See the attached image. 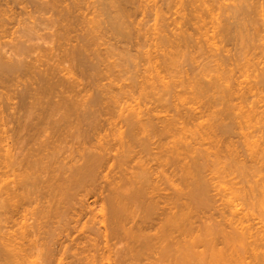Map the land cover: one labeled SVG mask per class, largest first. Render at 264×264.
I'll use <instances>...</instances> for the list:
<instances>
[{
    "label": "bare ground",
    "instance_id": "bare-ground-1",
    "mask_svg": "<svg viewBox=\"0 0 264 264\" xmlns=\"http://www.w3.org/2000/svg\"><path fill=\"white\" fill-rule=\"evenodd\" d=\"M219 1L164 0L163 9L161 6L158 8L156 2L149 5L147 0H0V40H12L10 43L7 41L10 47L6 52L9 55L0 54V255L3 258L0 261L3 264H33L39 258L44 261L42 264L57 261L55 264H67L69 260L64 262L63 257L68 255L74 261L68 264H127L128 259L122 258V263L118 259L125 255L129 260L130 256L134 257L130 263L139 261L142 264L146 260L148 262L143 264H189L186 259L189 254L186 224H189L187 219L194 216L192 211L195 209L189 213L191 206L188 200H209V194L216 188L212 184L215 178H211L209 173H213L221 161L230 159L239 163L240 166L232 163L234 166L231 167L227 166L231 163L227 161L225 166L235 170L236 178L239 172L237 170L236 173L237 166L244 176L251 173L250 178L256 173L254 163L260 164L262 160L259 163L256 161L263 155H259L260 158L253 156L260 154L256 136L252 148L256 144L259 148L257 152L250 153L251 157L248 155L253 165L247 166L246 162L240 160L242 154L237 158L236 151L231 149L237 144L229 139L235 134L231 133L232 129L236 127L235 132L238 126L243 125V119L244 124L247 121L251 125L252 120L256 121L257 114L258 117L262 114L254 107L249 108L247 101L249 95L256 96L253 93L256 90L259 92V102H263L264 69L259 74L249 75L244 70L242 60L248 58V53L251 52V56L254 53L255 56L257 49H264V33L256 27V24L259 26L262 23L264 0H232L234 3L231 2L228 7L227 0ZM221 2L226 3L225 6L221 4L222 8ZM29 4L31 9L32 6L35 8V11L32 9L33 14L31 10L28 12ZM217 4L220 6L218 10L230 7L232 11L226 9L230 11L227 16L224 9L221 18L217 8L218 13H215ZM148 5L152 6L153 14H150L155 15V24L150 28L143 20H138L140 14H147ZM22 10L29 13L25 19L31 17L33 20L32 15L36 12L39 18L44 14V18L41 17L47 21L46 15L50 14L48 17H53L50 19L51 24H57L52 35L55 44L49 53L45 52L47 55L37 54V47L32 46L33 42L30 43L33 37L27 31L30 25L26 24V28L23 23L31 19H22ZM160 20L161 25L158 24ZM13 28H16L15 31ZM262 28L263 31L264 23ZM224 41L229 42L227 47L234 43L237 45L236 48L234 45L237 58L232 55L235 61L231 55L232 59L226 58L229 49L224 47V52ZM7 42L5 40L3 44L6 46ZM144 48H148L150 51L147 50V53H153V56L145 53L146 58L152 57L146 63L151 65L140 69L135 58L144 54ZM196 50L200 57H191ZM222 51L226 54L223 55ZM133 52L138 54L137 57L134 53L131 58ZM121 53L125 56H120ZM115 56L122 63L110 62L111 57ZM199 58L202 60L200 63ZM188 60L194 66L186 69L190 64L184 62ZM134 63L138 68H135ZM182 63L185 65L184 71L180 70ZM132 68L139 70L134 73ZM143 69L146 70L140 71ZM236 73L240 75L238 78L245 77L244 80H237ZM126 75L137 87L131 88V91L148 93L144 95L150 96L147 102L152 105L148 103L142 110L139 108L140 103L134 100L136 105L119 109V124L117 120L109 122L103 117L104 110H110L115 101V96L110 92H113L116 82ZM10 94L16 95L18 101L10 103L14 97ZM212 94L220 98L213 102ZM181 96L185 97L182 99ZM206 97L210 98L207 100L211 103L205 102ZM201 101L203 104H200ZM207 102L214 103V106ZM216 102L224 103V110L227 108L228 113H223V107L218 108L221 112L218 111ZM169 108L174 112L171 118L168 117ZM203 108L212 113L206 114ZM115 109L117 107L114 104V113ZM225 114L227 118L230 116L229 121L236 116L237 120L242 118L238 123L236 119L232 120L239 125L232 126V122L229 125ZM14 115H18L13 122L15 128L10 124L16 140L11 137L10 144L9 136L6 137V131L1 129L9 124L7 117ZM202 119L207 122L203 123L200 121ZM122 120L127 130L118 127ZM105 125H109V132L104 128ZM242 125L239 127L241 133L236 134L247 139L249 136L243 135ZM102 131H106L105 134ZM262 132L264 136V130ZM110 133L115 141L114 146L111 143L113 140L109 139ZM223 137L225 140L228 138L229 142ZM117 143L123 149L122 152L115 148ZM204 143L209 147H205ZM263 143L261 149H264ZM115 150L118 154H113ZM196 150L201 151L200 154ZM250 150L254 151L249 149L247 154ZM189 156L191 160L193 158L192 163ZM209 159L213 166L211 164L208 167ZM249 160L248 163L252 162ZM261 164L255 167H262L263 170L264 164ZM221 167L219 169L222 172ZM216 171L218 176L220 172ZM223 171L228 172L226 168ZM261 173L263 171L260 174L258 172L255 178L261 175L262 179L264 175ZM231 174L235 176L233 172ZM251 179V183L248 181L251 184H248L251 186L248 192L255 191L257 184L256 196L259 192L264 198V182ZM191 186L194 188L191 189ZM251 193L249 197L254 192ZM89 195L96 197L95 205L98 202L102 205L96 208L97 211H93L94 207L90 209L91 214L88 216ZM252 198L255 205L256 201L258 203L261 200V197L259 201ZM200 201H197L198 204H201ZM263 203L264 199L260 206ZM76 204L81 207L76 208ZM202 204L197 206L198 209H202ZM85 207L88 213L83 211ZM79 226L83 228L79 229ZM86 227L89 236L83 233L82 238H70L71 233L73 235L76 230L85 232ZM248 230L244 231L246 234L236 230L234 235L238 237L237 234L241 233L240 238L252 237ZM257 238L258 241L255 239L253 245V248L259 247L255 248L256 252L263 241V238L259 239L261 235ZM66 242L67 245L64 244ZM235 243L236 247L242 246L237 240ZM63 254L66 255L62 257ZM256 255L258 257V252ZM34 256L38 260L33 261ZM112 256H117L114 257V263ZM239 259L240 263H244ZM41 260L36 263H41Z\"/></svg>",
    "mask_w": 264,
    "mask_h": 264
},
{
    "label": "rangeland",
    "instance_id": "rangeland-1",
    "mask_svg": "<svg viewBox=\"0 0 264 264\" xmlns=\"http://www.w3.org/2000/svg\"><path fill=\"white\" fill-rule=\"evenodd\" d=\"M148 2H146V3H149V5H154L155 4V2L158 4V8L161 6L163 9L165 8V6L162 4V2L164 1H162V0H147ZM220 1H224V0H220ZM219 1V2H220ZM225 2H226V0H225ZM230 4H229V3ZM231 2H233L234 3V1H232V0H227V2L226 3H228V4H226V6L228 7V5H231ZM262 2H264V1H262ZM232 3V4H233ZM220 4V6H221V8L223 7L222 5H224L225 6V4H224V2H223V4H222V2L221 3H219ZM222 4V5H221ZM145 5V4H144ZM148 5V8H147V10H148V12H146L147 14H140L139 16H138V20H143V22H145L144 24H147V27H149L150 28V26L152 25H154L155 24V18H154V16L152 15L153 13L151 12V7L152 6H149ZM218 4L216 5V7H215V13H216V8H217V10L219 9L218 8ZM219 6V7H220ZM25 7H27V6H25ZM24 7V10H27V8H25ZM31 6H30V4H29V8H30ZM226 7V9L228 10L229 8H227ZM21 8V7H20ZM28 8V12H29V10H31L32 11V9H34V11H35V8H33V6H32V9L30 8L29 9ZM162 9V10H163ZM225 9V8H224ZM224 9H220V10H218L219 11V14H218V16L220 15H222V13L221 12H224L225 13V10ZM17 10V9H16ZM19 11H20V9H18ZM24 10H22V12L21 13H23L24 12ZM149 10H150V12H149ZM226 10V11H227ZM230 11H232V8H230L229 9ZM30 11V12H31ZM165 11V10H164ZM163 11V12H164ZM218 11H217V13H218ZM230 11H227V16L229 15V12ZM16 12H18V11H16ZM264 12V11H263ZM38 13V12H37ZM149 13V14H148ZM150 13H152V14H150ZM161 13H162V11H161ZM160 13V14H161ZM165 13V12H164ZM189 13V12H188ZM216 13V14H217ZM221 13V14H220ZM223 13V14H224ZM19 14V13H18ZM27 13H25L24 12V17H21L22 19L24 18V20H28V19H31L32 20V18L30 17L31 16V14L29 15V17L30 18H26L25 19V15H26ZM29 14V13H28ZM28 14H27V16H28ZM32 14H33V11H32ZM34 14L35 15H32V16H34V18H33V22L31 21V20H29V21H26V23L24 24L23 23V27H28L29 25V28H27V31L29 32V34H30V36L32 37V39H31V42L30 43H32V46H35V47H37V49H36V53L37 54H44V55H47L46 53H49L50 51H49V49L50 50H52V48H53V46H54V44H55V41H54V37H52V35L54 34V31H56V26H57V24H54V23H52L51 24V20L50 19H52L51 17L49 18L48 16L50 15H46V17L47 18H49V19H47L46 17V20L47 21H45L43 18H44V14H42L41 16L43 17H41L40 16V18H39V15H38V17H37V14H36V12H34ZM39 14V13H38ZM41 14V13H40ZM231 14V13H230ZM261 14H263V13H261ZM150 15L152 16V17H150ZM163 16H165V14H163ZM166 16H168V12H167V14H166ZM224 16V15H223ZM226 15H225V17L224 18H226L227 17ZM221 18H223L222 16H221ZM261 20H262V25L260 24L259 26L256 24V27H259V28H261L260 30H261V33H264V30L262 31V27H263V20H264V14H263V16H261ZM20 19V18H19ZM49 20V21H48ZM208 20H209V18H208ZM261 20H259L258 21V23H260V21ZM34 24V26H35V28H34V26H33V28L35 29H33V28H31L32 27V23ZM24 22V21H23ZM54 22V21H53ZM32 25H31V24ZM26 24L28 25V26H26ZM50 24V25H49ZM158 24H160L161 25V20L159 21V23ZM54 27H53V26ZM144 26H146V25H144ZM151 26V27H152ZM17 27H19V26H17ZM16 27V28H17ZM142 27V26H141ZM147 27H145V28H147ZM15 28V29H16ZM22 28V27H21ZM148 28V29H149ZM14 29V28H13ZM15 29H14V31H15ZM24 28H22V30H23ZM29 29V30H28ZM31 29H32V32H31ZM143 29V28H142ZM258 29V28H257ZM259 30V29H258ZM145 31V30H144ZM146 31H148V30H146ZM22 32V31H21ZM148 32H150V31H148ZM143 33V32H142ZM28 34V33H27ZM36 36H35V35ZM16 35H19V34H16ZM259 35H260V31H259ZM264 35V34H263ZM29 36V37H30ZM14 37H15V35H14ZM35 37V38H34ZM34 39H35V41H34ZM5 40H6V42L8 41H12V40H10V38L8 39V38H5ZM5 40H0L1 42L2 41H4L5 42ZM4 42H2L1 44H3ZM7 42V43H8ZM10 43V42H9ZM9 43L5 46V44H3L4 46H3V50H1V53L0 54H8L9 55V53L8 52H6V51H8L9 50V47L10 46H8L9 45ZM224 43H225V46H224ZM224 43H222V45H223V50L226 48V50L227 49H231L230 51L229 50H227V54L225 55L224 54V52H225V50H224V52H223V55H225V56H227L226 58H228L229 57V59H232L231 57H233L232 55H237V52L234 50L236 47H237V45H235V43L232 45V44H230V46L228 45V47H227V44H229V42L227 41H224ZM231 43H233V42H231ZM1 44H0V46H1ZM34 44V45H33ZM234 45H235V48H234ZM225 47V48H224ZM231 47H233V49L231 48ZM149 49H150V47H148ZM148 48H144V54H143V52H142V54L143 55H141V57H139L140 55H138V58H135V60H136V64H140V65H138L139 66V68L141 69V68H149L150 67V63L147 65L146 63L147 62H149L150 60L149 59H151L152 57H147L146 58V56H144L145 55V53H147V50H149ZM146 50V51H145ZM151 50V49H150ZM149 50V51H150ZM233 50H234V52H233ZM47 51V52H46ZM49 51V52H48ZM143 51V50H142ZM237 51H238V49H237ZM10 52V51H9ZM46 52V53H45ZM152 52H154V49H153V51ZM196 52H197V50H196ZM195 52V54H194V52H193V56H191V57H193L194 58V56H197V57H200L199 55H200V53H196ZM228 52H229V54H228ZM235 52H236V54H235ZM254 52V51H253ZM262 52V53H261ZM264 49L263 50H256V52L255 53H257V55L255 54V56H254V53H252V55L253 56H251V52L250 53H248L246 56L248 57V58H245V59H243L242 61L244 62V61H246L245 63H243L242 62V64H245V65H243L244 66V70H247V73L249 74V75H254V74H259L261 71H262V69H264ZM134 53H135V55H136V52H133V54H132V57L131 58H133V55H134ZM233 53V54H232ZM122 54H123V56H125V54L124 53H121L120 54V56H122ZM148 54V53H147ZM137 55L135 56V57H137ZM148 55H152L153 56V53L151 54H148ZM229 55V56H228ZM230 55H231V57H230ZM250 55V56H249ZM143 56V57H142ZM238 56V55H237ZM237 56H236V58H237ZM118 57V56H117ZM116 56L115 57H111V59H110V62H112V63H118V62H120V63H122L121 62V60H119L118 58H117ZM195 58V59H197L198 60V58ZM224 57V56H223ZM223 57H221V59H224ZM145 58L147 59V60H145ZM236 58H234L233 57V61H235V59ZM138 59H140V60H138ZM195 59H193V60H195ZM144 60V61H143ZM149 60V61H148ZM197 60H195V61H197ZM250 60V61H249ZM141 61V63H138V62H140ZM146 61V62H145ZM190 63H189V62ZM187 62H184V64L186 63H188V64H190V65H188L187 67H185L186 69L187 68H189V66H194L193 64L191 65V61L190 60H188ZM202 61V60H201ZM200 61V58H199V63L201 62ZM197 63V62H196ZM135 63H134V65H135V68L137 67V65H136ZM142 64V65H141ZM145 64V65H144ZM241 64V65H242ZM182 65H183V63H182ZM196 65V64H195ZM141 66V67H140ZM142 66H144V67H142ZM148 66V67H147ZM184 66L185 65H183V66H180L181 67V69L180 70H182L183 68H184ZM179 67V68H180ZM126 68V67H125ZM138 68V67H137ZM178 68V69H179ZM184 68V69H185ZM185 69V70H186ZM136 69H133L132 68V72H134ZM139 70V69H138ZM138 70H136V71H138ZM144 70H146V69H143V70H140V71H144ZM135 71V72H136ZM177 71H179V70H177ZM182 71H184V70H182ZM134 72V73H135ZM240 73V72H239ZM239 73L237 74L236 73V77H237V80H239V81H242V80H244V78L245 77H243V78H238L240 75H239ZM128 76L129 75H126V76H124L122 79H120V81H118V82H116V86H115V88L113 87V92H110V94L111 95H114L113 97L115 98H113L115 101H114V104H115V106L117 107V109H115V113H114V111H113V109H114V104L111 106V108H109L110 110H108V109H106V110H104V113H105V116L103 117V119H108L109 120V122H112V121H114V122H116V120L118 121V123L117 124H119V121H120V119H119V115L121 114L120 112H119V109L121 108V107H123V106H128V105H136V102L137 103H140V106H139V108L140 109H142V110H144L147 106H148V103L149 104H151L150 102H147L148 100H150V96H146V95H144V94H148V93H146V92H143L142 94H140L138 91H136V92H132L131 90V88H137L136 87V85L135 84H133L132 82H131V80H129L128 79ZM251 77V76H250ZM133 84V85H132ZM135 85V87H131V86H134ZM18 90H19V88H18ZM112 91V90H111ZM148 91V90H147ZM11 93V92H10ZM254 94H256V96H252V95H249V101H247L248 102V105H249V108L250 107H254V109L255 110H257L258 112H260V114L261 115H259L260 117H258V114H257V119H256V121L255 120H252V123H253V121H254V123L252 124L250 121V124L251 125H249V123H247V121H246V123L244 124V119H243V125H242V127L244 128V129H242L241 128V130L243 131V135L244 134H246V135H248L249 137H247V139H243V136L242 137H240V135H238V134H236V133H238V132H240V129H239V127L241 126H238V125H236L238 122H240L239 120H241L242 118H240V119H236V117H234V116H231V117H234V118H232V120L233 119H236L235 120V122H237L236 124L234 123V122H232V120L231 121H229V119H230V116H228L229 118H227L226 117V115L227 114H225V116L224 117H226L227 118V120H228V122L227 123H229V125H231L232 123L234 124V125H232V126H238L237 127V130H235V132H234V129H236V127L235 128H233L232 130H233V132H231V133H235L229 140H231L232 139V143H233V141H234V143H236L237 145H235L234 143V147L236 148H234V147H231V149L235 152L236 151V154L238 155V157L237 158H239V156H241L240 154H242V157H240V160H241V162H246L247 163V166L250 164V165H253L252 163H253V161L250 159V157L252 156H250V153L252 154V152L254 153L259 147V149H258V152L260 153V154H258V153H256V155L255 154H253V156H254V158H257V156H259V155H264V149H261V144L264 142V138H261V137H264L263 136V132L262 133H260L261 131H263L264 130V126L262 127V125H261V123L263 122L264 123V115H263V113H264V100H263V102H259V100H258V94H259V92L258 91H256V90H254V92H253ZM13 94H15L14 92H13ZM13 94H10L11 96H14L13 97V102H11L10 101V103H14V102H17L18 101V99H16L15 98V96L16 95H13ZM216 96H214L213 94H212V97H213V99H212V101L214 100L215 101V99L216 98H220V96L219 95H217V94H215ZM262 95H264V94H262ZM109 96V95H108ZM218 96V97H217ZM110 97H112V96H110ZM134 97V98H133ZM183 97H185V96H183ZM183 97L181 96V98L183 99ZM210 98H211V95H210ZM210 98H207L206 97V99H204L205 100V102H206V100L207 99H209L210 100ZM109 99V98H108ZM137 99V100H136ZM15 100H17V101H15ZM136 102H135V101ZM203 100V101H204ZM209 100H207L208 102H210L211 103V101H209ZM217 100V99H216ZM257 100H258V102H257ZM107 101V100H106ZM109 101H110V99H109ZM152 101L154 102V100L152 99ZM180 101V100H179ZM178 101V102H179ZM213 101V102H214ZM108 102V101H107ZM106 102V103H107ZM113 102V101H112ZM152 102V103H153ZM207 102V103H208ZM212 102V103H213ZM237 101H235V103H236ZM251 102H253V103H251ZM110 103V102H109ZM155 103V102H154ZM210 103H208V105H213L214 106V103L213 104H210ZM216 103H218V105L216 106L217 107V110L218 111H220V109H222L221 107H223V109L222 110H224V105L221 103H219V102H216ZM200 104H203L202 103V101H201V103ZM220 104V105H219ZM152 105V104H151ZM207 105V104H206ZM207 105V106H208ZM204 108L206 107L205 106V103H204ZM210 106H209V108H210ZM213 106H212V108H213ZM247 106V105H246ZM248 107V106H247ZM257 107H259V108H257ZM204 108H203V111H205V112H207L206 114H209L211 111L210 110H208V109H205L204 110ZM208 108V107H207ZM211 108V110H213ZM218 108H220V109H218ZM248 108V109H249ZM95 109H97V108H95ZM227 109V108H226ZM226 109L223 111V113L224 112H226ZM209 112H208V111ZM221 110V111H222ZM170 111V112H169ZM169 111L167 110V112H169V114H168V117L169 118H171V116H173L174 115V112L172 111V108L170 109L169 108ZM214 111H216V110H214ZM217 111V112H218ZM220 111V112H221ZM129 113V112H128ZM166 113V112H165ZM212 113V112H211ZM226 113H228V112H226ZM224 115V114H223ZM262 115H263V118H261L262 117ZM15 117H12V116H10V117H7V118H9L10 119V121H9V119H8V123L9 124H7L6 126H4L1 130H3V131H6V132H8V131H10L8 134L5 132V135H7L6 137H8L9 136V139H8V141L10 140V138L12 137V138H15L14 137V131H12V129H13V127L11 126V124L10 123H12V125L15 123L14 121H15V118L18 116H16V115H14ZM223 117V118H224ZM255 117V118H256ZM7 118H6V120H7ZM206 117H204L203 119H205ZM209 118V117H208ZM226 118H225V124H227L226 123ZM255 118H253V119H255ZM259 118V119H258ZM14 119V120H13ZM119 119V120H118ZM200 120V121H204V120ZM207 119V118H206ZM210 119V118H209ZM12 120V121H11ZM246 120V119H245ZM248 120V119H247ZM262 120V121H261ZM14 122V123H13ZM207 121H205V122H203V123H206ZM209 122V121H208ZM232 122V123H231ZM231 123V124H230ZM262 123V124H263ZM9 125V126H8ZM264 125V124H263ZM8 126V127H7ZM14 126V125H13ZM106 126V125H105ZM231 126V127H232ZM11 127V128H10ZM119 128L121 127L122 128V130L124 131V130H127V128H126V126H125V123L123 122V120H122V122H121V124L118 126ZM260 127H262V129H260ZM5 128V129H4ZM9 128V129H8ZM14 128H15V126H14ZM104 128H106V131L109 129V125H107L106 127H104ZM104 128H103V130H104ZM195 128V127H194ZM257 128L259 129L258 130V132H255V131H257ZM192 130H194L193 128H192ZM105 131V132H106ZM104 134H105V132L104 131H102ZM108 132H109V130H108ZM245 132V133H244ZM4 133V132H3ZM189 134L191 133V132H188ZM241 133V132H240ZM239 133V134H240ZM1 134H2V132H1ZM104 134H102V135H104ZM251 134H253V135H250ZM256 134V135H255ZM5 135L3 134V136L5 137ZM188 135V134H187ZM220 135H221V133H220ZM236 135H238V136H236ZM230 136V135H229ZM229 136H227V137H229ZM257 136V141H255V142H257L258 144H260V146L258 147L257 145L258 144H256V147H254V149L252 148V146H255V144L253 145L252 144V142H254V140L256 139L255 137ZM0 137H2L1 135H0ZM113 137V136H112ZM111 137V133H110V137H109V139H110V141L111 140H113V138ZM225 137V136H224ZM222 138L223 140H225V138ZM245 137V136H244ZM252 137H254V138H252ZM258 137H260L259 139H258ZM195 138V137H194ZM109 139H107V141L109 140ZM228 139V138H227ZM226 139V140H227ZM254 139V140H253ZM12 140V139H11ZM11 140L9 141L10 142V144H11ZM15 140H16V138H15ZM225 140V141H226ZM258 140L260 141V142H258ZM263 140V141H262ZM228 141V140H227ZM226 141V142H227ZM245 141V142H244ZM262 141V142H261ZM206 143H208L209 144V142H207V141H205ZM229 142V141H228ZM227 142V143H228ZM111 143H113L112 145L114 146V144H115V141L113 140V142L111 141ZM110 143V144H111ZM206 143H204L205 144V147H209V145L208 144H206ZM231 143V142H230ZM229 143V144H230ZM251 144V145H250ZM21 144H19V146H20ZM64 146H65V144H63ZM117 146H115V148L117 149V150H119L120 149V152H122V148H120L119 147V144L117 143L116 144ZM239 145V147L237 148V146ZM19 146H18V148H19ZM230 146H232V144H230ZM263 148H264V143H263ZM21 147V146H20ZM196 147H199V149H200V147L202 148V146H197L196 145ZM203 148H204V146H203ZM14 149H15V151H16V147H14ZM198 149V150H199ZM235 149V150H234ZM248 149V150H247ZM249 149H252V150H254V151H251V152H249V154H247L248 152L247 151H249ZM117 150H115V152L113 153V154H118V152H117ZM198 150H196L197 152H199ZM238 150V151H237ZM239 150L241 151L240 153H239ZM247 150V151H246ZM263 150V153H261V151ZM195 151V154H196V156L198 155L199 156V154H200V152H199V154L197 153ZM246 151V152H245ZM257 152V151H256ZM194 154V155H195ZM250 157H249V156ZM263 155L261 156V159H259L260 158V156H259V160H257L256 162H258L259 163V161H261L262 160V162H260V164H261V166L264 164V158H263ZM190 156L191 157H193V154L191 155L190 154ZM189 156V157H190ZM195 156V157H196ZM197 156V157H198ZM256 156V157H255ZM191 157L189 158V160H190V163H192L191 161L193 160V158H192V160H191ZM251 160L252 162H249L248 163V160ZM223 160H225V159H223ZM227 160V159H226ZM230 160V159H229ZM229 160H227L228 161V163L229 162H231V163H227V161L225 162H222L221 161V164L220 165H217V167L219 166V167H221V168H223L222 169V172H224V174H222V172H221V169H219V167L217 168L216 167V170H218L220 173L218 174V176H217V171L215 170V168H214V170L213 169H211V167H210V169L211 170H213L212 172L213 173H209L210 171H208V173L211 175H209L211 178L213 177V178H215V181H213L212 180V184H214L215 186L214 187H216V188H213L212 189V192L209 194L210 195V197L208 198L209 200L206 202V201H202L203 203H204V205L202 204V202L200 201V199L198 200H193L192 201V199H190V200H188V204L192 207V209L190 210V208L191 207H189V213H191V211L192 210H194V211H192V215H194V216H192V217H189L187 220V222L189 223V224H186L187 225V229H186V231L188 232L187 233V238H188V247H189V250H188V255H187V257H186V259H187V262L189 263V264H264V255H263V253H264V234H263V232H264V207L262 208L263 210H261V206L264 204H261V206H260V203L262 202V199H264L263 197H262V195L260 196L259 195V192L257 193V196H256V191H258L257 190V184L255 185V191L253 190V192L255 193H253V195H250L251 197H253L252 199L253 200H256V198L258 199V198H260L261 200L259 201V199H258V201L260 202H258L257 203V201H256V205H255V201H252L251 200V197H249V193H251V190H249V192H248V187H250L251 188V178H255L256 176L255 175H257V173L259 172V174H260V172L261 171H263V173H261L262 175H264V169L262 170L261 168L262 167H260V169L258 170L256 167H259L258 165H260V164H257V163H254V164H256V165H254V167L253 168H255V170H256V173H255V175L253 176V177H250L249 178V175L251 176V173L249 174V175H243L242 174V172L239 170V168H238V166H240V165H238L239 163H236V162H233L232 160L231 161H229ZM245 160H247V161H245ZM249 160V161H250ZM209 161H210V159H209ZM212 161V160H211ZM211 161H210V163L208 162V167L209 166H211ZM238 161H239V159H238ZM225 163V164H224ZM236 166V165H238L237 166V168L236 167H234V169L236 168V173H237V170L240 172V174H241V176H239L240 174H239V172H238V177L236 178V175L237 174H235V170H233V168L231 169V167H232V165L233 164ZM210 164V165H209ZM226 164H228L227 166H231V167H226L225 165ZM233 165V166H234ZM212 166H213V164H212ZM214 166H215V164H214ZM256 166V167H255ZM225 168L227 169V173H225L226 171H223V170H225ZM228 168H230V171L231 172H229V169ZM252 168V167H251ZM206 170H208L207 168H206ZM216 171V172H215ZM258 171V172H257ZM234 173V175L235 176H233V174H231V173ZM208 173L206 172V174L208 175ZM229 173L232 175H229ZM216 176H215V175ZM246 176H247V178H249L248 179V181L250 182V183H248V181L246 180L247 178H246ZM241 177V178H240ZM244 177V178H243ZM261 177V175L259 176H257V178H255L254 179V181L255 182H257V181H263L264 182V176H263V180L260 178ZM243 178V179H242ZM246 178V179H245ZM245 179V180H244ZM257 179V180H256ZM261 179V180H260ZM240 180H242V181H240ZM214 182V183H213ZM243 183L244 185H246V187H244V185H242L241 183ZM262 182V183H263ZM259 183V182H258ZM248 184H250V185H248ZM261 184V183H260ZM264 184V183H263ZM233 185V186H232ZM253 186V185H252ZM192 188L191 189H193L194 187L193 186H191ZM243 187H244V189H243ZM237 188V189H236ZM238 188H240V190H241V188H242V190L240 191ZM249 188V189H250ZM245 189H247V192H246V190ZM243 191V192H242ZM91 192V191H90ZM94 192V191H93ZM92 192V193H93ZM242 192V193H241ZM96 193H98V192H96ZM251 193V194H252ZM83 194V193H82ZM99 194V193H98ZM106 194V193H105ZM245 194V195H244ZM246 194L248 195V197L246 196ZM261 194V193H260ZM84 195V194H83ZM93 195H95V194H93ZM97 195V194H96ZM95 195V196H96ZM95 196H92V195H89V199L87 200V199H85V201L87 200L88 202H89V204H90V208H89V210L90 209H93V207H94V209H93V211L94 210H98V209H96V208H100V206L102 205L101 203H99L98 202V204H100V205H98L97 203H96V205H95V200H94V198H96ZM245 196V197H244ZM260 196V197H259ZM88 197V196H87ZM87 197H85V198H87ZM248 198H250V199H248ZM246 199V200H245ZM247 199H248V201H247ZM99 200V199H98ZM203 200V199H202ZM86 201V204L88 203ZM100 201V200H99ZM200 201L201 202V204L203 205L202 206V209L200 210V209H198L200 206H201V204L199 203L198 204V202ZM211 201V202H210ZM253 202L252 204H254V205H252L251 203L249 204V202ZM192 202V203H191ZM197 202V203H196ZM208 203V206H206V203ZM210 202V203H209ZM94 203V204H93ZM249 205H248V204ZM193 204H195L196 205V207L199 205V207H194V205ZM77 205L78 204H76V208H80L81 207V205H79L80 207H77ZM92 205V206H91ZM252 207H251V206ZM259 205V207H257ZM97 206V207H96ZM256 207V208H258V209H256V208H254V207ZM264 206V205H263ZM92 207V208H91ZM250 207V208H249ZM86 208V210H84ZM84 209H83V211H85L86 213H88V209H87V207H85ZM0 210H2V209H0ZM196 210H197V213H196ZM199 210V211H198ZM263 211V213L261 212V211ZM1 212V211H0ZM84 212V213H85ZM90 213H88V216L91 214V210L89 211ZM2 213V212H1ZM85 213V214H86ZM96 213V212H95ZM190 216H191V214H189ZM85 218V220L87 221L88 219H86L87 217H84ZM84 218H83V220L82 221H84ZM191 218V219H190ZM190 220V221H189ZM82 223H84V222H82ZM81 223V224H82ZM189 225V226H188ZM89 226V225H88ZM87 226V227H88ZM81 227L82 226H79L78 228L79 229H81ZM87 227H86V231L85 232H83V231H81V230H76V231H74L73 233V235H72V233H71V239H75V238H73V237H75L76 236V239L77 238H79V237H81V236H89V232H87ZM189 227V228H188ZM83 228V227H82ZM207 228V229H206ZM247 229H249L250 230V235H252V237H250V236H246V238H240V234L242 233L241 231H247ZM85 230V229H84ZM238 231V232H241L240 234L238 233L237 235H239L238 237H235L236 235H234V233L236 234V232H234V231ZM249 230H248V232H249ZM82 232V233H80V232ZM78 233V235L76 234V233ZM244 232V233H245ZM262 232V233H261ZM84 233V234H83ZM80 234V235H79ZM81 234H83V235H81ZM246 234V233H245ZM262 234H263V236H262ZM260 235H261V238H259V239H262L263 238V241H261V247H260V249H257L258 251V257H257V252L255 251V248H259V247H255V248H253V245H254V240L259 236L260 237ZM73 236V237H72ZM93 237V236H92ZM233 237H235L233 240H234V242H233V240H232V238ZM82 238V237H81ZM240 239V240H239ZM258 239V238H257ZM256 239V240H257ZM65 240V239H64ZM237 240V242L239 241V245L241 244L242 246H240V247H242V249L240 248V247H236V243H235V241ZM241 241V242H240ZM258 241V240H257ZM253 242V243H252ZM243 243V244H242ZM257 243V242H256ZM259 243V242H258ZM64 244H66L67 245V242L66 243H64ZM69 244V243H68ZM244 245V246H243ZM256 245V244H255ZM258 245V244H257ZM122 248H123V246H121ZM254 249V250H253ZM152 250L153 249H151V253H152ZM155 251H157L156 250V248H155ZM261 251V252H260ZM150 252H148L147 251V253H149V254H151ZM254 252H256V254L254 253ZM154 253V252H153ZM253 254H255V255H253ZM64 255H66V254H63L62 255V257L64 256ZM112 255H113V253H112ZM121 255V254H120ZM124 255V254H123ZM190 255V257H188ZM263 255V256H262ZM1 256V255H0ZM70 255H68V257H69ZM126 256V255H125ZM121 257V259H120V257L118 258L119 259V261L122 263V261L124 262V259H122V258H125V259H128L127 261H128V263L129 264H134L135 262L137 263V262H139V261H135L134 263H130L129 261H131L132 262V260H133V258L134 257H131L130 256V260H129V258L128 257ZM262 256V257H261ZM61 257V256H60ZM59 257V258H60ZM67 256L65 257H63V259L65 260L64 262H68V260H69V262H74V261H71V260H73V259H70V258H68ZM113 257V256H112ZM114 257H117V256H114ZM114 257H113V263H114V261H115V259H114ZM239 257L241 258V260H242V262H244V263H240L239 261H238V259H239ZM253 257V258H252ZM255 257H257V258H255ZM0 258H2V256L0 257ZM131 258H132V260H131ZM189 258H190V260H189ZM262 258V259H261ZM35 259H37L36 258V256H34V260L33 261H35ZM55 260H56V258H54ZM142 259V258H141ZM145 259V258H144ZM253 259H255V260H253ZM2 260H3V258H2ZM38 260V259H37ZM39 260H41L40 258H39ZM38 260V261H39ZM67 260V261H66ZM75 260V259H74ZM117 260V259H116ZM122 260V261H121ZM135 260V259H134ZM240 260V259H239ZM260 261V262H258V261ZM32 261V260H31ZM38 261H35V263H33V264H37L36 262H38ZM57 261V260H56ZM117 262V263H120V262ZM144 261V260H143ZM146 261V260H145ZM145 261L143 262V263H145ZM44 261H42L41 260V263H38V264H42ZM58 262V261H57ZM57 262H54L53 264H55V263H57ZM68 262V263H69ZM104 263H105V261H103ZM107 262V261H106ZM148 261H146V263H147ZM254 262H256V263H254ZM4 262H2V261H0V264H3ZM67 263V264H68ZM127 263V264H128ZM140 264H141V262H139ZM142 263V264H143ZM66 264V263H65ZM106 264V263H105ZM123 264H125V262L123 263Z\"/></svg>",
    "mask_w": 264,
    "mask_h": 264
}]
</instances>
